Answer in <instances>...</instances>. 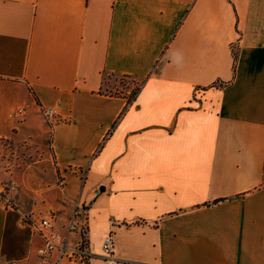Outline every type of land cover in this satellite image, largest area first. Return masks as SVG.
<instances>
[{
	"label": "crops",
	"instance_id": "obj_1",
	"mask_svg": "<svg viewBox=\"0 0 264 264\" xmlns=\"http://www.w3.org/2000/svg\"><path fill=\"white\" fill-rule=\"evenodd\" d=\"M0 164V264H264V0H0Z\"/></svg>",
	"mask_w": 264,
	"mask_h": 264
},
{
	"label": "built area",
	"instance_id": "obj_2",
	"mask_svg": "<svg viewBox=\"0 0 264 264\" xmlns=\"http://www.w3.org/2000/svg\"><path fill=\"white\" fill-rule=\"evenodd\" d=\"M218 85V84H217ZM18 114L21 115L23 113L22 109H19ZM42 114L45 118H47L48 120L54 119L56 117V110L55 108H47V109H43ZM76 217V213H74L73 215V219H75ZM50 219L46 218L44 220H41L40 223L35 226V230L42 233L44 229H47L50 227ZM85 225L82 224L81 226V232L82 234H84V230H85ZM75 225L73 223V221H71V223L68 226V232L73 231L75 229ZM44 246L42 248H40L37 251V255L38 257L41 259V263L42 264H46V258H47V254L52 251L54 249V247L56 246L53 242V240L44 237ZM112 249H113V241H112V236L111 234H108L104 239H103V244H102V252H103V256L105 258H109L111 253H112ZM64 250H65V245H61V249H59V256H58V261L55 264H60V260L61 258L64 256ZM71 256L72 257H77L81 262L85 263L87 262L88 256L85 253V250L83 249V242L81 243V245H79L77 248L71 250Z\"/></svg>",
	"mask_w": 264,
	"mask_h": 264
},
{
	"label": "rangeland",
	"instance_id": "obj_3",
	"mask_svg": "<svg viewBox=\"0 0 264 264\" xmlns=\"http://www.w3.org/2000/svg\"><path fill=\"white\" fill-rule=\"evenodd\" d=\"M120 81H121V84H123V86L124 85H126V79H123V78H121V79H119ZM48 120V119H47ZM49 125H50V123H49ZM8 143H5L4 144V148H6V150H10V152L12 153V154H16V155H18V156H20V155H23V157H22V159H24V158H26L27 156V154H28V150L30 149L27 145H23V144H21V145H17V146H12L11 144H8ZM11 155V154H10ZM25 155V156H24ZM25 160V159H24ZM2 166L5 168V167H7L6 166V163H3L2 164ZM0 167H1V164H0Z\"/></svg>",
	"mask_w": 264,
	"mask_h": 264
},
{
	"label": "trees",
	"instance_id": "obj_4",
	"mask_svg": "<svg viewBox=\"0 0 264 264\" xmlns=\"http://www.w3.org/2000/svg\"><path fill=\"white\" fill-rule=\"evenodd\" d=\"M233 58H234V62L236 61V54L233 55Z\"/></svg>",
	"mask_w": 264,
	"mask_h": 264
}]
</instances>
